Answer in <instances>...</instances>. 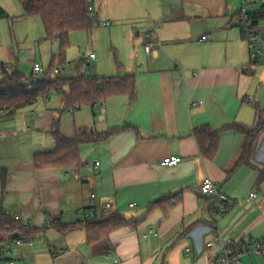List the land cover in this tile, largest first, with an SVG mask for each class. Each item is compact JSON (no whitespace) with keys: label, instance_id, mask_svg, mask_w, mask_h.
I'll return each instance as SVG.
<instances>
[{"label":"crops","instance_id":"1","mask_svg":"<svg viewBox=\"0 0 264 264\" xmlns=\"http://www.w3.org/2000/svg\"><path fill=\"white\" fill-rule=\"evenodd\" d=\"M90 4L98 23L115 22L111 37L128 39L122 46L129 59L117 58L101 76L134 74L136 94L65 110L55 91L0 117V208L20 214L35 230L33 244H6L2 264H209L224 246L263 237L264 131L254 142L253 167L237 166L247 135L231 127L256 126L257 108L264 114L263 86L253 77L238 12L229 0ZM148 32L157 42L150 53ZM56 122L68 138L126 128L82 143L77 165L38 166L37 154L57 148ZM205 127L220 131L212 158L195 136ZM168 156L182 161L166 166ZM206 177L228 198L220 215L214 211L218 200L200 191ZM106 201L129 224L90 243L85 212H100ZM150 227L157 235L144 237ZM262 257L251 252L241 264H263Z\"/></svg>","mask_w":264,"mask_h":264},{"label":"trees","instance_id":"2","mask_svg":"<svg viewBox=\"0 0 264 264\" xmlns=\"http://www.w3.org/2000/svg\"><path fill=\"white\" fill-rule=\"evenodd\" d=\"M24 9V16L37 15L40 17L46 39H59V51L52 56L50 66L38 75H26L17 69H4L0 76V117L13 115L19 109L31 105L40 97H46L52 92L62 95L64 109H77L84 105H94L105 97L116 93L136 94V78L134 74L125 76L98 77L86 76L80 72L84 65L83 60L75 63L77 74L66 77L54 74L55 68L66 64V53L70 46V33L76 30L92 32L95 28V17L89 10V0H19ZM238 17L240 12L237 13ZM253 25L260 26L264 19V12H247ZM0 17H9V14L0 7ZM245 37L244 33L242 32ZM8 65L7 63H2ZM65 87H68L66 90ZM3 111V112H1ZM257 124L253 127L234 124L231 127L237 132L247 135V142L237 166L248 165L253 167L251 159L254 155V142L264 131V114L257 108ZM123 128H112L102 132H86L74 138L64 136L58 129L53 130L56 150L37 154L38 166H67L71 167L81 162L79 147L82 143L100 142L110 138ZM195 136L201 146L202 153L212 158L218 150L220 131L208 127L197 129ZM5 181V178H3ZM264 180V169H260L259 182ZM129 222L119 213L111 212L108 216L88 220L84 223L88 241L93 243L111 231L123 227ZM33 227H25L21 221L7 216L0 208V264L4 260L6 244L21 236H29L34 232Z\"/></svg>","mask_w":264,"mask_h":264},{"label":"rangeland","instance_id":"3","mask_svg":"<svg viewBox=\"0 0 264 264\" xmlns=\"http://www.w3.org/2000/svg\"><path fill=\"white\" fill-rule=\"evenodd\" d=\"M229 2L235 12H264V0H229ZM96 5H99L98 2ZM0 7L9 14V17H0V63H7L11 65L12 70L17 69L26 75L33 73L36 62L47 69L50 66L52 55L59 51V39H46L40 17L37 15L24 16V9L19 0H0ZM102 17L103 14L100 15V18ZM114 24L115 22L111 26H105L95 19V28L92 32L76 30L70 33V46L66 53V64L63 66L67 69L66 77H73L77 74L75 63L79 60L84 61L80 69L81 73L86 76L102 77L101 75H104L106 71L115 67L117 58L124 61L129 59L128 46L127 49L122 46V42L126 43L128 39L110 35ZM259 27L264 29V19ZM91 52L97 55L96 60H87ZM251 67L256 69L253 77L260 84L262 83V97L264 98V64ZM53 94L58 95L54 92ZM257 253L263 255L260 252ZM262 261L264 264L263 257Z\"/></svg>","mask_w":264,"mask_h":264},{"label":"built area","instance_id":"4","mask_svg":"<svg viewBox=\"0 0 264 264\" xmlns=\"http://www.w3.org/2000/svg\"><path fill=\"white\" fill-rule=\"evenodd\" d=\"M89 10H93V6L89 5ZM240 25L241 30L245 35V39L248 43L250 62L252 65L256 66L259 64H264V29L253 25L252 21L249 19V16L246 12L240 11ZM104 25L109 26L110 21L104 22ZM207 36H202L201 41L206 40ZM156 39H152V32L147 33V42L145 49L147 52H151L156 46ZM96 55L93 53L90 55V59H95ZM4 69L11 70V65H4L0 63V73ZM45 71V68L38 62L34 64L33 74L38 75ZM67 72L66 68L59 67L53 70L54 74L64 75ZM3 112V111H1ZM182 161L180 156H168L163 159V164L166 166H176ZM77 174V172L75 171ZM200 191L202 194L207 196H214L218 201L217 206L214 208L216 214L220 215L227 210L228 206L225 205V202L228 201V198L221 194L220 190L217 187V183L209 177H206L200 184ZM257 192L252 191L250 197H257ZM96 194L91 193V198H95ZM130 207L136 206L135 202L129 204ZM113 208L112 201H106L103 203L102 209L100 212L95 210H87L85 212V220H95L101 219L108 216L111 213ZM7 216L11 217L16 221H21L25 227H33L34 224L29 220H23L21 215L18 213H13L9 210H5ZM51 221L47 222V225H51ZM151 235H157V230L155 227H150L144 234V237ZM13 242L17 245L33 244V238L30 236H21L15 238ZM213 245V242H208L207 246L210 247ZM251 252H260L264 255V236L256 240H242L236 243H233L228 246L223 247L221 255L212 261L209 264H241L242 258L245 254ZM4 264H11L10 262H5Z\"/></svg>","mask_w":264,"mask_h":264},{"label":"water","instance_id":"5","mask_svg":"<svg viewBox=\"0 0 264 264\" xmlns=\"http://www.w3.org/2000/svg\"><path fill=\"white\" fill-rule=\"evenodd\" d=\"M232 25H233V26H234V25H237V26H238V25H239V20H236V23H235V24H232Z\"/></svg>","mask_w":264,"mask_h":264}]
</instances>
